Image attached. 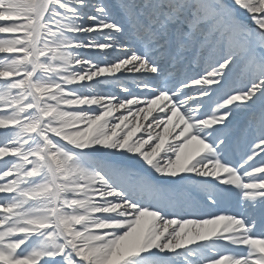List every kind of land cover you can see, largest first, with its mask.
<instances>
[{
  "label": "snow or ice",
  "instance_id": "snow-or-ice-1",
  "mask_svg": "<svg viewBox=\"0 0 264 264\" xmlns=\"http://www.w3.org/2000/svg\"><path fill=\"white\" fill-rule=\"evenodd\" d=\"M0 264H264V0H0Z\"/></svg>",
  "mask_w": 264,
  "mask_h": 264
}]
</instances>
